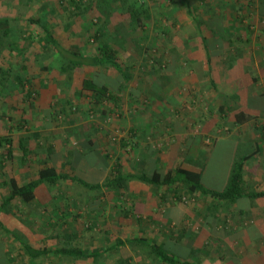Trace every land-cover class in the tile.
Returning <instances> with one entry per match:
<instances>
[{"label": "rangeland", "instance_id": "obj_1", "mask_svg": "<svg viewBox=\"0 0 264 264\" xmlns=\"http://www.w3.org/2000/svg\"><path fill=\"white\" fill-rule=\"evenodd\" d=\"M134 1L78 0L74 4L71 0H0V18L10 19L6 37L0 34V137L10 135L13 141V157L5 160L4 168L0 169V205L9 192L3 180L15 178L23 184L36 177L45 163H52L70 175L81 172L88 182H95L97 173L85 174L79 163L71 164L79 151L84 154L82 147L90 144V137L106 160L112 161L111 171L102 180L114 174L116 162L121 163L125 174L142 171L149 174L154 169H165L169 160L178 166L193 165L189 160L194 156L202 165L193 166L202 169L203 185L216 191L225 187L235 156L250 151L249 146L237 150L239 129L234 125L232 113L224 117L217 108L221 100L212 98V94L223 93L218 73L236 56L264 61V3L192 0L193 8H197L192 18L181 0H139L148 7L151 19L144 28L135 29L128 13L129 3ZM29 19L47 23L65 48L95 54L101 44H111L118 52L119 62L130 70L131 81L119 94L116 89L120 81L114 70L85 68L68 83L60 73L59 56L53 49L43 51L42 28L29 23ZM245 19L243 32L236 29L239 26L236 22ZM202 32L209 45L219 43L211 49V69L217 74L214 76L218 92L210 85ZM9 41L21 45L24 58L10 53ZM42 66L48 70L43 71ZM20 77L27 82V89L34 92L33 98L27 100L25 91H21ZM86 78H96L108 85L117 102L110 98L102 105L95 104L90 92L81 88ZM22 140L30 150L26 164L22 162ZM175 145L179 155L172 159ZM6 148L0 146V155ZM143 156L149 159L142 166ZM97 157L88 152L83 163L93 166ZM149 188L151 192L155 190L132 185L142 201L143 190ZM181 200L178 205L194 213L207 204L205 198L187 197L183 193ZM112 203L127 207L132 203L131 196L126 190L90 191L66 181L44 185L32 205L16 200L6 207L0 214L2 230L4 234H10L6 230L19 233L16 217L21 216L29 218L27 227L34 233L49 227L50 234H55L58 222L60 226L77 222L82 233L89 232L101 228L95 223L91 226L92 220H113L106 215ZM28 206H33L28 212H18ZM60 209L63 212H56ZM225 226L220 222L218 231L225 230L222 229ZM263 247L264 244L256 247L261 255L259 264H264ZM238 249L245 253L242 246L238 245Z\"/></svg>", "mask_w": 264, "mask_h": 264}, {"label": "crops", "instance_id": "obj_2", "mask_svg": "<svg viewBox=\"0 0 264 264\" xmlns=\"http://www.w3.org/2000/svg\"><path fill=\"white\" fill-rule=\"evenodd\" d=\"M261 1L264 3V0ZM243 21L246 22V19ZM244 27L240 31L243 32ZM218 75L221 77L223 93L212 94V98L217 97L222 102L217 108L221 109L230 101H235L232 110L252 116V120L239 126L241 134H238L236 146L239 143L245 147L250 145L253 156L247 161L245 179L256 183L258 189L263 190L264 61H249L244 55L236 56L233 62H227L226 67H222ZM94 164L93 167H103L107 173L111 171V160L104 163L97 157ZM143 192L145 194L141 201L145 204L128 207V216L127 210H122L127 207L112 203L106 215L113 217V220L99 222L94 216L97 228H101L84 233L78 228L77 222L62 226L58 222L55 234H50L49 227H43L41 232L34 233L32 228L27 227L29 218L19 216L16 217L19 233L12 231L16 237L3 233L0 215V264H167L149 255L143 246L133 242L141 237L151 243L163 245L165 250L179 259L193 264H259L261 255L256 247L264 244V199L254 201L241 198L235 205H223L217 211L212 210L210 197H205L207 204L202 206L199 213H194L181 205L159 206V191L156 188L152 192L150 189ZM32 207H23L20 211L25 213ZM213 211L219 215L213 214ZM93 222L95 221L92 220L91 226ZM220 222L223 226L226 224L222 228L225 230L220 229L217 236L212 235L211 229L218 230ZM107 223L109 226L105 228ZM51 227L54 228L53 225ZM194 228H200L199 232ZM25 244L47 253L33 257L25 252ZM214 244L219 245L213 247ZM238 245L244 248L245 253L239 251ZM75 249L83 250L88 254L87 257L67 253ZM248 249L251 252L246 251Z\"/></svg>", "mask_w": 264, "mask_h": 264}, {"label": "trees", "instance_id": "obj_3", "mask_svg": "<svg viewBox=\"0 0 264 264\" xmlns=\"http://www.w3.org/2000/svg\"><path fill=\"white\" fill-rule=\"evenodd\" d=\"M141 1V0H140ZM71 2L78 3V0H71ZM182 3H184L186 7V11L190 17H194L193 11H196L197 8H193L192 6V0H181ZM128 13L130 16L131 23L133 27L136 28H144L145 22L149 21L151 19L150 11L148 7L144 4H141L139 0H135L133 3H129L128 6ZM242 19V18H240ZM237 20L236 18L234 19ZM9 21L10 19L7 17L0 18V34L2 37H6V34L8 32L9 27ZM29 23L37 24L39 25L44 33V38L42 40V48L43 51H48L50 49H53L55 53L59 56L60 60L62 61V64L60 65V73L63 74L66 77V81L72 82L74 79V74L81 71L85 68H111L115 71L117 74V77L119 79V87L116 89V92L120 94V92L124 89V87L131 81L132 74L130 70L127 67H124L121 62L118 60V52L111 46L109 43H103L98 48V51L95 54H85L82 53L76 49H70L65 48L54 36L52 33L49 25L47 23H44L40 19H29ZM200 30V22L195 21ZM236 24L239 26L236 27V29H239L241 27H244V21H237ZM224 30V28H223ZM225 31V30H224ZM202 34V42L206 50V67L208 70V75L210 78V85L214 91L218 92L217 88V78L214 75H217L212 69V60H211V52L212 48L217 46L219 43H215V46L209 45V41L207 36H203ZM220 46V45H219ZM7 47L13 55H16L19 58H24V49L21 48V45L17 42H8ZM233 59V58H231ZM43 71H47L48 68L46 66H42L41 68ZM23 72L26 71V67L22 66ZM21 79V77H20ZM25 82V83H24ZM20 83L21 91H25V95L27 96V100L33 98L34 92H31L27 89L26 81L21 79L19 81ZM81 88L83 91L90 92L92 101H94L97 105H102L103 101H109L110 98H114L116 101V98L110 94L112 89H109V86L105 83L101 82L100 80L96 78H86L83 79L81 82ZM115 90V89H114ZM117 102V101H116ZM235 101H230L229 104L223 108L220 109V112L224 115V117H230L231 113L233 116V122L234 125H236L239 129L238 134H241L239 126L243 123H246L250 120H252V116L246 114L245 112L241 111H234L233 109V103ZM220 128H222V124L218 125ZM224 129V128H223ZM237 129V130H238ZM90 144L83 145L82 150L83 152H78V154L75 156L74 161L71 162V164L79 163L80 170L84 169L85 174H94L97 173V179L95 182H88L87 176L82 174L78 175H70L69 173L65 171H61L59 167L52 163H45V165H42L38 172L37 176L28 180L27 182H24L23 184H20L15 178H10L8 181L3 180V185H8L9 192L3 202H1L0 205V214L4 212L6 207L8 205H12V203L16 200L20 201L21 203L25 205H32L36 199H37V192L39 189L44 185H51L54 186L60 182H72L76 183L80 187L90 190V191H97L101 192L104 189H112V190H126L127 194L131 196L132 203L130 206H127V216H128V207H135L139 204H145L144 202H141V200H138L137 198V192L135 189H132V185H140V186H147V187H153L158 189L159 191V206H168V205H178L181 200V194L183 193L187 197H193V196H200L203 199L205 197H210L212 200L211 207L212 210L219 211L221 206H233L236 204V202L241 198H249L251 200H263L264 199V189H258L259 186L256 185V183L246 180L245 179V169L247 165V161L252 158L253 153L252 150L248 151L245 154L235 156V161L233 162L232 169L230 171L228 180L226 182L225 187L221 191L212 190L209 188H206L201 179H202V169L194 168L195 166H200L199 162L195 159H190L189 162L193 165H180L178 166L175 164L174 160H169L165 169L157 170L152 169L153 171L151 173H147L146 171H142L139 173H123L122 166L120 162H116L115 164V170L114 174L110 176L108 179L102 180L103 177H106V170L105 168H96L93 166H88L83 163V156L87 154L88 152H94L103 162L105 163L107 160L106 156H104L100 151L97 150V146L95 144V140L90 137ZM12 138L10 135L8 137H0V146L7 147L6 152L0 155V169L4 168V161L11 159L13 157V151H12ZM24 140L21 141V150L23 152V158L22 162L23 164L27 163V156L30 152L29 148L23 145ZM214 143V141H213ZM122 146H125V143L122 144ZM177 145L174 146L175 150H172L171 152H174L172 159H174L175 155H179V153L176 151ZM245 146L240 145V143L237 146L238 148H243ZM250 147V145H249ZM85 149V150H84ZM171 149V148H170ZM74 156V155H73ZM149 158L146 156H143L142 159H140V164L143 166L146 161ZM119 161V160H118ZM156 162L159 161V159H155ZM189 163V164H190ZM83 164V165H82ZM105 167H107L106 164H104ZM99 167V166H98ZM145 170L144 168H142ZM150 189V188H149ZM206 199V198H205ZM178 200V202H177ZM181 200V201H180ZM167 201V204L165 202ZM163 204V205H162ZM21 212V211H18ZM43 212L44 208H43ZM56 212L61 213L62 210H57ZM215 211H213V214ZM218 214L219 213H215ZM217 215V217H218ZM76 217V216H75ZM96 222H93V224ZM197 233L199 232V229L194 228ZM8 231L11 235L16 236L13 232ZM212 235L217 236L219 234V231L216 230V228H212ZM17 237V236H16ZM130 242V241H129ZM141 246H143L149 255L155 256L158 260H160L163 263L167 264H193L190 263L187 260H182L173 255L171 252L164 249V246L157 243H151L147 241L145 238L141 237L136 239L135 241ZM130 242V243H133ZM221 247V246H219ZM25 252L32 255L33 257L40 256L44 254V251L41 250H34L28 245H24ZM47 253V252H46ZM69 255H72L74 253L75 256H81V257H87V253L84 252L81 249H75L72 250V252H67ZM94 255V254H93Z\"/></svg>", "mask_w": 264, "mask_h": 264}]
</instances>
